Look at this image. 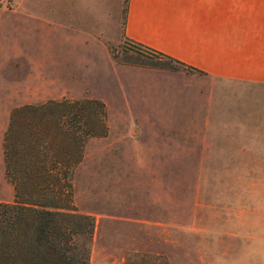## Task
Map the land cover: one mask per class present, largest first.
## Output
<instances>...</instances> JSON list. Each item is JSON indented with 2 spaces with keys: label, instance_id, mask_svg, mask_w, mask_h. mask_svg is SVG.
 <instances>
[{
  "label": "rangeland",
  "instance_id": "1",
  "mask_svg": "<svg viewBox=\"0 0 264 264\" xmlns=\"http://www.w3.org/2000/svg\"><path fill=\"white\" fill-rule=\"evenodd\" d=\"M126 3L26 0L25 6L48 19L74 13L88 20L105 45L95 59L96 79H112L114 65L163 69L155 66L158 58L139 53L124 37ZM22 8L23 0H0V11ZM46 37L48 44L58 36L48 32ZM80 75L75 77L81 80ZM82 82L78 87L89 98L105 104L109 127L106 136L88 140L72 176L77 210L95 219L89 264H264V86L238 85L249 98L244 114L249 113L245 117L251 119L250 126L162 127L165 121L155 116L150 123L155 127H147L109 109L101 96L107 92L116 98L113 88L105 90L99 83L94 94ZM133 85L151 102L161 99L163 107L175 94H187L168 87L160 74L137 75ZM112 102L117 105V98ZM6 103L0 98V127H7L14 108ZM162 110L163 119L181 112ZM3 132L0 129V201L11 202Z\"/></svg>",
  "mask_w": 264,
  "mask_h": 264
},
{
  "label": "crops",
  "instance_id": "2",
  "mask_svg": "<svg viewBox=\"0 0 264 264\" xmlns=\"http://www.w3.org/2000/svg\"><path fill=\"white\" fill-rule=\"evenodd\" d=\"M25 5L23 0L22 11H0V98L9 106L89 98L78 87L82 80L93 93L99 83L113 88L117 105L107 92L101 96L109 109L147 127H155L150 124L155 116L165 121L162 127L251 125L249 113L244 114L249 98L238 85L264 86V0H127L124 37L180 61L185 69L114 65L112 79H96L95 59L105 45L87 19L74 13L48 19ZM48 32L57 34L54 43H46ZM143 74H160L168 87L187 91L164 105L169 113L179 109L180 116L163 119V101L139 95L132 80Z\"/></svg>",
  "mask_w": 264,
  "mask_h": 264
},
{
  "label": "trees",
  "instance_id": "3",
  "mask_svg": "<svg viewBox=\"0 0 264 264\" xmlns=\"http://www.w3.org/2000/svg\"><path fill=\"white\" fill-rule=\"evenodd\" d=\"M131 46L158 58L159 68L185 69L161 52ZM108 129L105 104L96 98L11 109L2 158L13 199L0 201V264H89L95 219L77 210L72 176L88 140L106 136Z\"/></svg>",
  "mask_w": 264,
  "mask_h": 264
}]
</instances>
